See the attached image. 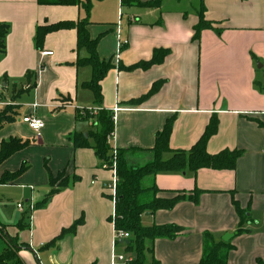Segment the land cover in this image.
Returning a JSON list of instances; mask_svg holds the SVG:
<instances>
[{
	"label": "crops",
	"instance_id": "obj_1",
	"mask_svg": "<svg viewBox=\"0 0 264 264\" xmlns=\"http://www.w3.org/2000/svg\"><path fill=\"white\" fill-rule=\"evenodd\" d=\"M84 3L86 0H81ZM92 0L88 31L98 39L97 53L113 68L102 80L103 109L114 111L112 147L126 150L131 166L153 159L156 134L173 119L172 150L189 151L213 119L217 131L207 151H241L234 169L201 168L160 172L143 180L155 184L157 197L179 194L173 209L142 216L145 226L175 224L183 231L174 239L159 238L147 254L148 264H199L206 234L231 248L227 264H264V0ZM203 12L213 28L196 37ZM83 5H42L38 0H0V24L9 26L5 52L0 54V80L15 98L14 119L0 128L3 141L18 138L29 144L0 164V180L22 166L13 181L0 183V224L5 234L17 236L30 249L20 252L25 264H113L115 247L114 171L106 167L93 148H77L76 133L89 138L93 120L78 119L76 110L94 107L89 57L78 47L75 28L49 32L39 48L40 26L86 18ZM120 38L129 43L120 49ZM158 49L169 50L164 60L149 68L126 70L150 61ZM52 51L53 55H43ZM34 73L35 87L19 94L27 75ZM157 82L160 89L138 105L131 101L147 95ZM14 94V95H16ZM27 115L45 123L37 132L23 121ZM166 152L163 158L172 157ZM66 171L70 184L42 203L51 190L49 172ZM77 177L76 180L74 178ZM235 202L244 212L242 219ZM23 204L20 209L18 204ZM33 205V209H31ZM30 212L28 227L18 224ZM81 224L56 245L48 246L64 229ZM242 227L243 232L237 234ZM7 240L0 233V254ZM126 256H129L125 254ZM117 264H126L116 262Z\"/></svg>",
	"mask_w": 264,
	"mask_h": 264
},
{
	"label": "trees",
	"instance_id": "obj_2",
	"mask_svg": "<svg viewBox=\"0 0 264 264\" xmlns=\"http://www.w3.org/2000/svg\"><path fill=\"white\" fill-rule=\"evenodd\" d=\"M42 5H83L87 13V17L74 21L59 22L54 25L40 26L36 34V44L39 48L42 47L46 35L55 30L75 28L78 33V47L85 48L90 55L87 58L78 60L77 65H90L93 69V77L91 81L84 84L89 88L95 97V105L101 110L96 114L88 111L82 113L79 109L76 110L78 119L93 120V129L88 132L89 138L83 134L76 133L73 137V142L77 148H93L97 157L103 162L106 167L113 169L114 159L116 161V176L117 186L116 194L113 195L115 202V215L111 217V222L115 229L130 233V237L126 240L128 244L118 240L117 247L124 246L125 254L131 255L126 264H148L147 254L152 253L150 243L156 239L167 238L174 239L182 231L183 228L179 225H152L145 226L142 224V216L146 212H156L158 210L173 209L176 204L182 200H193L198 202L200 191L195 192V196H187L186 194H179L173 198L157 197L159 192L158 187L153 184L150 187L143 186V180L148 176H155L160 172H180L184 170H191L197 172L201 168H211L216 170L234 169L237 160L242 155L241 151L224 150L218 154L212 155L207 151V144L212 135L215 134L218 127V121L213 119L207 126L204 134L198 142L189 150H172L170 148V136L173 128V119L166 122L164 128L156 134L155 145L152 149L154 156L149 162L140 166H131L126 159V150L117 149V154L114 156V148L109 144V138L114 132V113L103 109V93L102 80L106 77L108 71L113 68L111 61L102 60L97 53L98 39L90 37L88 26L90 24L89 14L92 6V0H86L82 3L81 0H38ZM160 3V0L145 3L147 6H155ZM205 28H213L212 24L204 19L203 12L200 15V22L196 28V37H199L200 32ZM9 31V26L0 24V54L5 52V37ZM169 50L158 49L154 52V56L150 61L139 62L129 67H122L126 70H135L138 68L146 69L155 64L161 63ZM34 73L27 75L26 85L19 90V94L35 87L32 84ZM162 82H157L153 85L150 92L140 99L131 101L130 104L138 105L146 98L155 94L161 87ZM17 93V92H16ZM14 93V94H16ZM12 96L15 101V97ZM16 105H11L0 109V128L4 124L13 121L14 109ZM29 144V141H23L18 138H12L8 141H3L0 146V164L15 152L21 150ZM166 152H172L173 155L169 159H164L163 155ZM26 166H22L19 170L13 173H4L0 183H7L13 181L20 176L25 170ZM51 190L45 200L38 206L47 203L55 194L60 192L64 187L70 184V177L66 175V171H61L57 175L49 172ZM77 177L74 178L76 180ZM238 213L242 219H245V214L235 202ZM30 218V212L26 213L22 221L18 224L20 229H26L29 225L26 222ZM82 220H78L74 225L68 229H64L62 233L56 237L50 244L56 245L58 241L68 233L76 231ZM243 228L240 227L237 234L242 233ZM0 233L5 236L7 240V247L0 254V264H25L20 252L23 249H30L26 243L19 241L17 236H10L5 234V227L0 224ZM206 246L203 257L199 264H227L228 253L230 246L225 242H214L210 234H206ZM124 240V241H126ZM150 264H159L156 259H153Z\"/></svg>",
	"mask_w": 264,
	"mask_h": 264
},
{
	"label": "built area",
	"instance_id": "obj_3",
	"mask_svg": "<svg viewBox=\"0 0 264 264\" xmlns=\"http://www.w3.org/2000/svg\"><path fill=\"white\" fill-rule=\"evenodd\" d=\"M118 38H119V41H120V49L123 48V46L127 45L129 43L128 40H122L121 41V38H120V29L118 31ZM43 55H46V56H51L53 55V52L52 51H45L43 52ZM11 105H16V102L12 99V95H10V92L7 90V87L4 85V83L0 80V109H3V108H6L8 106H11ZM121 109V107L119 106H116L114 108V111L113 113H117V111H119ZM79 110L84 113L86 111L96 115L100 110L101 108L98 107V106H94V107H81L79 108ZM114 119H115V116H114ZM23 121L25 123H27L33 130L37 131V132H40V130L44 127L45 123L42 119L38 118L37 116H32V115H27V116H24L23 117ZM115 138V130L114 132L111 134L110 138H109V143L112 145V142ZM114 156H116L117 154V148L114 146ZM106 166V165H105ZM113 171H114V179L110 185V188L113 190L114 192V195L116 194V186H117V176H116V161L114 159V163H113ZM18 207L20 209L23 208V204H18ZM31 209H33V205H31ZM115 215V213H114ZM130 237V233L129 232H126V231H122V230H117L115 229V238H114V246L117 247V244L116 242L118 240H126ZM127 257L125 254H117L115 253L114 254V257H113V264H117L116 262H123V263H127Z\"/></svg>",
	"mask_w": 264,
	"mask_h": 264
},
{
	"label": "water",
	"instance_id": "obj_4",
	"mask_svg": "<svg viewBox=\"0 0 264 264\" xmlns=\"http://www.w3.org/2000/svg\"><path fill=\"white\" fill-rule=\"evenodd\" d=\"M149 214H150V212H146V215H149ZM233 236H234L233 234L228 233V234H226V235L224 236L223 240H224L225 242H228ZM121 242H125L126 244L129 243L128 240H126V241H121Z\"/></svg>",
	"mask_w": 264,
	"mask_h": 264
},
{
	"label": "rangeland",
	"instance_id": "obj_5",
	"mask_svg": "<svg viewBox=\"0 0 264 264\" xmlns=\"http://www.w3.org/2000/svg\"><path fill=\"white\" fill-rule=\"evenodd\" d=\"M110 144V143H109ZM111 145V144H110ZM166 159V158H165ZM127 257V259H129L130 257H131V255H129V256H126Z\"/></svg>",
	"mask_w": 264,
	"mask_h": 264
}]
</instances>
